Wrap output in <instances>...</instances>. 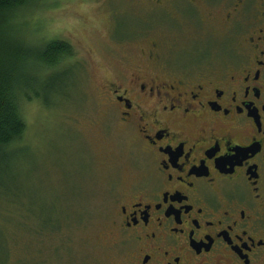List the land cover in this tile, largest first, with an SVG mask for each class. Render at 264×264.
Returning <instances> with one entry per match:
<instances>
[{"label": "flooded vegetation", "instance_id": "flooded-vegetation-1", "mask_svg": "<svg viewBox=\"0 0 264 264\" xmlns=\"http://www.w3.org/2000/svg\"><path fill=\"white\" fill-rule=\"evenodd\" d=\"M125 1L172 37L103 84L148 167L115 197L108 264H264V0Z\"/></svg>", "mask_w": 264, "mask_h": 264}, {"label": "rangeland", "instance_id": "rangeland-1", "mask_svg": "<svg viewBox=\"0 0 264 264\" xmlns=\"http://www.w3.org/2000/svg\"><path fill=\"white\" fill-rule=\"evenodd\" d=\"M162 19L147 14L144 3L125 0H32L14 15L8 26L14 42L35 52L54 40L67 43L71 54L59 66L70 64L76 74L50 99L21 102L26 131L15 147L25 144V169L17 175L20 190L11 205L20 216L0 218V264L111 261L115 197L148 167L134 131L106 108L103 84L120 63L129 68L141 60L152 39L172 37L151 29ZM29 59V68L39 67V60ZM13 163L10 173L17 174ZM48 210L63 227L45 242L38 231ZM4 212L0 208V217ZM51 245L66 247L56 257Z\"/></svg>", "mask_w": 264, "mask_h": 264}, {"label": "trees", "instance_id": "trees-1", "mask_svg": "<svg viewBox=\"0 0 264 264\" xmlns=\"http://www.w3.org/2000/svg\"><path fill=\"white\" fill-rule=\"evenodd\" d=\"M31 1L0 0V208L7 210L0 218L7 222L18 214L11 206L16 203V199L12 197L14 192L18 193L20 190L17 175L25 169V144L15 147L21 143L26 131L21 102L23 99L40 101L43 96L50 99L52 94L57 93V86L64 87L70 76L76 74V67L70 64L59 66V62L71 54L72 50L67 43L54 40L41 51L35 52L11 39L8 30L10 22L14 15ZM61 55L64 57L61 58ZM29 58L39 60V67L31 65L29 68L30 65L25 60ZM34 85H37L38 90L34 89ZM13 160V165L17 164L19 167L17 174L13 171L10 173ZM53 211L55 213V210ZM8 212H11V215ZM41 223L38 234L45 238V242L47 238H55L63 227L62 222L52 215V211L51 214L50 211L49 214L46 212L45 217L41 218ZM65 242L64 239L63 244ZM62 246L59 248L51 245L48 248L56 252L58 257L64 250Z\"/></svg>", "mask_w": 264, "mask_h": 264}]
</instances>
